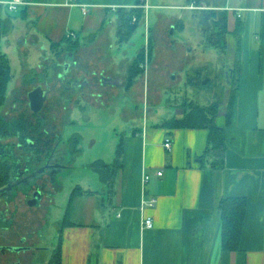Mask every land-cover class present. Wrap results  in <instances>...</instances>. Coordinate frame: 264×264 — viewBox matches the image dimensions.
<instances>
[{
    "label": "crops",
    "instance_id": "0c3cea01",
    "mask_svg": "<svg viewBox=\"0 0 264 264\" xmlns=\"http://www.w3.org/2000/svg\"><path fill=\"white\" fill-rule=\"evenodd\" d=\"M8 1L0 0L5 7L3 15L11 12L5 5ZM26 2L13 12L23 20H32L34 29L25 42L44 55L67 37L108 45L114 33L120 43L117 31L121 10L134 8L140 1ZM149 3L156 11L168 6ZM221 3L216 6L227 10L228 54L233 49L228 72L237 88L230 118V87L216 118L217 125L225 129L221 163H215L217 157L209 151V130H168L160 127L163 121L145 120L133 129L136 133L123 137V168L112 187L104 183L106 188L98 191L81 186L97 194L75 198L71 209L78 199L79 209L86 212L80 211L74 220L71 215V223L60 225L62 264H264V0ZM169 6L193 11L209 8L197 0ZM150 9L145 18L147 45L156 41L162 17L173 18L156 12L152 26ZM238 22L243 25L239 43L235 36ZM174 31L173 25L170 33ZM25 42L18 48L26 55ZM237 54L240 69L234 73ZM114 79H118L117 84H105H122L120 78ZM184 115L178 111L176 118ZM167 140L172 142L171 150L164 146ZM159 171L162 175L157 174ZM228 197L247 199L240 248L235 251L223 249L220 203ZM152 198L157 199L153 207L148 205ZM67 209L68 205L65 213ZM148 217L154 220L152 228L144 226Z\"/></svg>",
    "mask_w": 264,
    "mask_h": 264
},
{
    "label": "rangeland",
    "instance_id": "374dc122",
    "mask_svg": "<svg viewBox=\"0 0 264 264\" xmlns=\"http://www.w3.org/2000/svg\"><path fill=\"white\" fill-rule=\"evenodd\" d=\"M155 1L168 6L159 11L150 9L152 26L158 17L156 12L173 18L162 17L160 31L155 35L157 39L151 42L152 55L151 49L146 50L145 71L133 83H128L126 67L147 46L146 13L128 42L118 43L114 33L110 35L108 45H95L90 40L80 42L72 37L73 40L54 45L52 51L43 55L35 45L25 42L28 33L34 29L32 20H23L18 12H10L15 27L2 37L1 49L10 59L12 79L7 102L0 113L8 121L25 117L33 126L43 123V129L49 139L52 138L47 144L50 150L55 145L54 134L62 138L53 152V163L59 169L53 182L49 175L44 176L51 183L41 195H36H40L39 205L29 207L26 204L29 195H18L16 200L18 229L22 231L26 225L34 235L39 231L38 244L43 249L37 254L35 262L38 264H47L51 260L59 239L60 222L65 218L73 189L77 186L98 191L106 188L99 173L90 167L93 162L112 163L121 139L131 135L133 129L141 127L147 119L150 123L152 120L164 121L176 117L178 111L185 114L193 107L218 102L221 105L225 101V92L233 80L229 75L228 83L226 76L232 67L228 41L226 38L225 47L212 45L222 27L219 16L216 18L219 26L214 24L212 17L205 24L202 21L213 10L221 14L223 6L217 9L216 5L227 0H200L209 4L203 11L169 6L183 4L185 0H151V3ZM173 25L175 31L171 34ZM20 42H25L26 55L18 48ZM230 51L232 54L233 49ZM235 60L233 67H236ZM105 78H120L122 84H105ZM37 87L46 90L47 96L39 115L32 110L28 96ZM73 135L80 136V153L70 146L69 139ZM32 136L38 140L32 148H44L46 152L47 136L40 131L33 132ZM0 142L11 144L16 151L19 149L17 137ZM45 152L40 156L43 157ZM35 161L33 163L37 164ZM39 183L42 185L45 181ZM34 189L35 185L32 191ZM77 200L71 209L72 220L80 211L86 212V209H79L81 200Z\"/></svg>",
    "mask_w": 264,
    "mask_h": 264
},
{
    "label": "trees",
    "instance_id": "16d2710c",
    "mask_svg": "<svg viewBox=\"0 0 264 264\" xmlns=\"http://www.w3.org/2000/svg\"><path fill=\"white\" fill-rule=\"evenodd\" d=\"M200 1V0H197ZM209 1V0H208ZM5 7L0 3V41L4 35L9 34L14 28L13 18L10 13L3 15V10ZM123 11L119 18L118 25V40L120 43H125L130 40L136 31L139 23L145 18V10L142 8H131L129 10H121ZM220 17V22L222 27H220L218 39L213 46L216 47H225L226 38L228 36V16L227 10H223L221 14L213 10L211 14L208 16L205 15L203 24L206 23L211 17L214 19V24L219 26L216 20L217 17ZM136 17V21H133V18ZM243 32V25L241 22H238L235 29V36L238 39V43L241 39ZM218 33V32H217ZM73 40L72 37H67L65 41ZM151 49V42L143 47L138 55L131 62L130 67L128 69V83H133L137 77L142 75L145 71V54L146 50ZM152 49L150 50V55H152ZM239 53V48L237 50ZM149 56V55H148ZM235 66L233 67V72H237L240 69L238 54L235 60ZM12 79V68L10 59L7 54H5L1 49L0 44V112L1 109L5 106L8 99V89L9 84ZM231 88L230 97L228 100V119L231 116V111L234 105L237 88L234 86V81L231 79V83L229 84ZM220 103H213L209 106L204 107H193L190 112L185 113L182 118H169L164 120L160 127L166 128L168 130L173 129H207L209 130V143L210 149L209 151L214 152L217 160L215 163H221V159L225 153V129L218 126L216 123V118L218 116ZM0 124H5V119L2 117L0 113ZM43 124V123H42ZM41 126L37 123L32 128V132L40 131V133H44L43 125ZM9 126L18 129L20 126H24V123L20 121L14 122V126L9 124ZM43 129V132H42ZM46 133V132H45ZM136 133V130L133 131ZM45 135V134H44ZM48 138V143L52 140L49 139V135H45ZM56 140L57 138L54 137ZM62 139V138H60ZM57 141V140H56ZM55 141V142H56ZM80 141L79 135H73L70 139V146L73 147L77 153H80V149L78 148V143ZM53 149V148H52ZM34 151L38 152V155H41V149H34ZM123 154H124V138L121 139L118 147L116 149V158L114 162L107 163L103 160H97L93 162L90 167L99 173L101 180L103 183L107 184L109 187H112L113 181L118 174V172L123 168ZM37 156V158L39 157ZM96 192L85 190L81 186H77L73 189L70 200L68 204V209L65 213V218L60 222L61 226H65L71 222V205L75 198L80 196H90L95 195ZM220 209L222 213V237H223V249L226 251H235L240 248L242 233L244 229L245 216L247 212V199L245 197H228L224 198L220 203ZM62 246L61 243H58L56 248L53 250V254L49 264H62Z\"/></svg>",
    "mask_w": 264,
    "mask_h": 264
},
{
    "label": "flooded vegetation",
    "instance_id": "af4514ba",
    "mask_svg": "<svg viewBox=\"0 0 264 264\" xmlns=\"http://www.w3.org/2000/svg\"><path fill=\"white\" fill-rule=\"evenodd\" d=\"M1 115L5 119V124H0V141L17 137L19 138V149L16 151L11 144L0 142V264H38L35 260L38 252L43 249L38 244L40 242L39 231L34 235L32 230L26 229V225L22 231L18 229L16 200L18 195H29L26 204L30 207L35 198L37 199L35 205H39L40 193L47 190L50 181H54V175L59 169V166L53 163V152L61 139L57 138L58 134H54L57 141L50 150L46 138L47 150L45 152L44 148H40L41 154L45 152L41 157L32 148L38 140L32 138L33 125L31 122H28L25 117L8 121L5 115ZM16 121L24 123V126L18 129L9 126V124L14 126ZM44 134L48 135L45 132ZM33 161L36 163L38 161V163L34 164ZM45 175H49L51 180L48 181V178L45 180ZM43 181L45 184L41 185L39 182ZM33 185H35L34 191H32ZM36 194L40 195L37 197Z\"/></svg>",
    "mask_w": 264,
    "mask_h": 264
},
{
    "label": "built area",
    "instance_id": "2783aa9c",
    "mask_svg": "<svg viewBox=\"0 0 264 264\" xmlns=\"http://www.w3.org/2000/svg\"><path fill=\"white\" fill-rule=\"evenodd\" d=\"M139 4L135 7H139L145 10V13H147L150 9V3L149 0H139ZM27 4L26 0H10L5 3L6 7L9 11L13 12L18 9L19 6ZM133 21H136V17L133 18ZM165 148L167 150H171L172 148V142L170 140H167L164 144ZM158 175H162V171L157 172ZM149 180V176L145 177V181ZM157 203L156 198H152L148 205L153 207ZM144 226L146 228H152L154 226V220L152 217H148L144 221Z\"/></svg>",
    "mask_w": 264,
    "mask_h": 264
},
{
    "label": "water",
    "instance_id": "95a60500",
    "mask_svg": "<svg viewBox=\"0 0 264 264\" xmlns=\"http://www.w3.org/2000/svg\"><path fill=\"white\" fill-rule=\"evenodd\" d=\"M227 79L229 77V72L226 73ZM118 79H111V78H105L104 83H112V84H117ZM228 83H230V80L228 79ZM29 99H30V106L32 110L38 114L42 108L44 107V103L46 101V90L42 89V87H38L33 89L31 92L28 94ZM39 193V192H38ZM37 195V194H36ZM35 195V196H36ZM37 199H33L31 204H35Z\"/></svg>",
    "mask_w": 264,
    "mask_h": 264
}]
</instances>
